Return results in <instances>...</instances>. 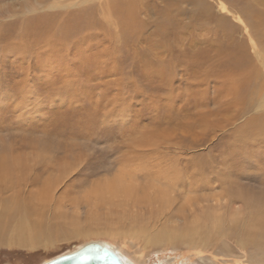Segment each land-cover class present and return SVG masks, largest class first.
Returning a JSON list of instances; mask_svg holds the SVG:
<instances>
[{
	"label": "rangeland",
	"instance_id": "obj_1",
	"mask_svg": "<svg viewBox=\"0 0 264 264\" xmlns=\"http://www.w3.org/2000/svg\"><path fill=\"white\" fill-rule=\"evenodd\" d=\"M164 1L178 8L181 24L203 3ZM206 1L210 12L218 15L217 0ZM263 1L226 4L232 15L245 19L240 15L244 6L257 12ZM35 2L0 0V27ZM151 14L142 11L139 16L147 25L139 44L148 57L147 67L131 51L129 62L124 61L125 48L118 71L102 78L106 70L93 66L95 54L90 53L83 69L69 71L78 76L74 82L41 79L40 72H28L30 65L13 57L0 64V161L9 166L7 173L14 180L25 185V202L19 203L17 214L8 223L0 222V264H46L89 243L111 246L129 264H264V235L245 249L234 238L218 240L214 232L209 235L217 241L199 249L180 243L147 244L142 235H134L157 226L159 231H179L201 210L241 212L242 204L233 202L229 190L249 197L264 190L260 184L264 177L253 180L240 173L239 178L229 168L235 150L229 134L242 120L225 125L232 108L227 113V104L214 96L210 85L193 82L192 73L183 71L182 63L192 62L186 57L200 51L206 45L201 42L209 37L193 26L182 47L166 49L153 34L160 19ZM253 114L251 110L245 116ZM166 167L184 181L192 175L190 179L198 183L195 191L178 187L176 197H168L169 185L162 179ZM114 181L129 190H117ZM166 190L168 206L160 202ZM18 238L30 245L33 238L38 242L15 244Z\"/></svg>",
	"mask_w": 264,
	"mask_h": 264
},
{
	"label": "bare ground",
	"instance_id": "obj_2",
	"mask_svg": "<svg viewBox=\"0 0 264 264\" xmlns=\"http://www.w3.org/2000/svg\"><path fill=\"white\" fill-rule=\"evenodd\" d=\"M155 1L36 0L35 4L26 7L19 18L0 27L2 47L0 64H4L6 57H13L21 64L30 65L28 72H40L41 79H53L62 83L74 82L78 76L69 71L72 68L83 69L85 61L90 60L86 56L94 53L96 58H91V63L95 68L106 70L102 74H106L102 77L104 78L111 73L110 71H118V64L121 62L120 52L123 48L127 55L122 56L124 61L129 62L127 59L132 54L135 59H141L140 63L144 67L150 66L148 57L139 46L147 29L145 22L139 19L142 11L152 12L151 15L159 17L160 21L154 26L153 34L159 37L160 45H166V49L174 44L182 47L184 45L182 40L189 35L192 36L190 27L196 26L197 30L205 31L209 38L201 42L206 45L198 49L200 51H195L193 55L186 57L192 60L193 67L189 66V63L188 65L182 63L183 71L192 73L193 82L210 85L214 96L222 97L225 105L227 104L224 107L227 113L232 108L233 111L228 114L230 119L225 125L232 123L230 121L242 120L238 128L229 134V139L235 147L232 154L233 163L229 168L238 173L233 176L240 178L242 176L240 173H243V176L251 178L264 177V1L262 9L257 12L250 11L245 5L246 8L243 7L240 14L245 18L243 19L236 16L237 14L235 16L231 14L230 4H226L227 0L225 2L215 0L218 14L215 16L210 12L212 7L210 3L203 0V3L197 7L200 11L196 10L185 24L180 23L178 19L180 12L176 6L164 0L160 6ZM196 12H199L197 16L194 15ZM171 58H168L167 64L170 63ZM182 58L179 62H182ZM179 67L182 69L181 64ZM251 110L254 114L245 116ZM237 156L239 158L236 159ZM1 161L0 222L8 223L7 220L19 211V203L25 202L22 193L25 185L22 181L14 180V177L7 173L9 166L6 167ZM249 167H253V170H249ZM168 170L170 168L166 167L164 169L166 174L162 175V179L169 185L171 196L168 197L175 198L174 189L178 187L186 189L188 193L195 191L198 183L190 179L192 175L187 177L189 181H184L177 171L169 174ZM229 180V187L233 188L234 182L232 179ZM260 181L263 186L261 187L264 188V178ZM114 183L113 186L116 185L117 190L122 192L129 190L121 181ZM165 192L167 190L163 193ZM229 192L234 197L233 202L239 201L242 204L241 212L230 213L232 211L228 208L222 209V213L217 211L218 209L211 213L201 210L200 213L195 212L191 223L183 225L179 231L176 228H164L159 231L157 226L152 228L150 233L146 229L134 235H142L147 244L180 243L199 249L207 247L212 240H215L209 235V232H214L218 240L234 238L236 243L245 249L253 245L252 242L260 235H264V190L256 195L254 193L251 197L243 196V191L239 190L237 192L229 190ZM168 201L170 202L167 193L160 196L161 204L168 206ZM187 206L191 207V203L187 202ZM4 227L6 226L3 225ZM1 238L0 236V242H2ZM37 238L31 240L33 241L31 245L21 238L14 243L20 245L26 243L32 246L38 242ZM104 246L114 252L122 264H129L111 246Z\"/></svg>",
	"mask_w": 264,
	"mask_h": 264
},
{
	"label": "water",
	"instance_id": "obj_3",
	"mask_svg": "<svg viewBox=\"0 0 264 264\" xmlns=\"http://www.w3.org/2000/svg\"><path fill=\"white\" fill-rule=\"evenodd\" d=\"M46 264H122V262L104 245L89 243Z\"/></svg>",
	"mask_w": 264,
	"mask_h": 264
}]
</instances>
